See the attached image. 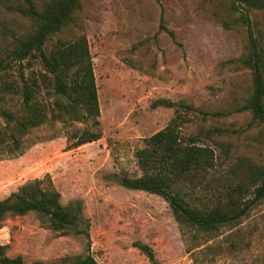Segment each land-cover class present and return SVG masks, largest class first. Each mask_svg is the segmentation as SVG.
<instances>
[{"label":"rangeland","instance_id":"1","mask_svg":"<svg viewBox=\"0 0 264 264\" xmlns=\"http://www.w3.org/2000/svg\"><path fill=\"white\" fill-rule=\"evenodd\" d=\"M80 2L74 25L64 34L82 32L87 38L101 136L67 147L69 131L84 124L48 121L25 136L19 152L0 148V199L48 175L62 204L81 201L80 226L88 235L53 231L28 212L7 218L0 227L7 254H19L28 264H57L62 257L86 253L100 264H152L133 244L140 241L152 248L157 264H264V199L240 224L221 227L218 235L188 251V236L167 202L119 182L122 173L140 174L135 150L174 115V107H153L157 98L198 110L187 114L181 131L213 149L218 172L231 168L239 176L245 162L264 164L261 125L238 109L251 90L250 71L237 61L246 39L238 14L221 0ZM4 7L0 3V21H9ZM252 16L264 41V11ZM24 70L29 71L26 65ZM236 230L248 243L229 250ZM207 245L214 246V253H202Z\"/></svg>","mask_w":264,"mask_h":264},{"label":"trees","instance_id":"2","mask_svg":"<svg viewBox=\"0 0 264 264\" xmlns=\"http://www.w3.org/2000/svg\"><path fill=\"white\" fill-rule=\"evenodd\" d=\"M221 1L229 12L238 14L246 34L244 52L237 61L250 71L251 90L238 109L248 111L251 122L261 125L264 135V41L252 16V12L264 11V0ZM0 3L10 16L9 21H0V117L4 119L0 125V148L11 154L19 152L25 136L48 121L84 124L69 131L67 147L98 140L100 109L87 38L82 32L64 34L74 25L80 0ZM33 61L40 70L32 68ZM157 105L174 107V115L135 150L140 174L122 173L119 182L126 188L161 196L188 236L189 251L218 235L221 227L240 224L253 205L264 199V164L245 162L239 176L231 168L218 172L213 149L197 143L193 135L185 137L181 131L189 120L187 114L198 110L168 98H157L152 106ZM28 212L36 213L53 231L88 235L80 226L84 220L81 201L62 204L60 192L48 175L29 180L0 199V227L7 218ZM244 237L236 230L229 239V250L237 249L242 241V245L248 243ZM133 244L152 264H157L148 244ZM213 247L205 246L202 253H214ZM0 264L28 263L19 254L8 255L7 244H0ZM57 264L100 263L86 253L62 257Z\"/></svg>","mask_w":264,"mask_h":264}]
</instances>
